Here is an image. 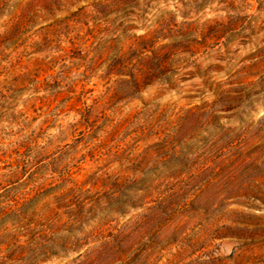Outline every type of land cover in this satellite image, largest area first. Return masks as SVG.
I'll return each mask as SVG.
<instances>
[{
	"label": "rangeland",
	"instance_id": "1",
	"mask_svg": "<svg viewBox=\"0 0 264 264\" xmlns=\"http://www.w3.org/2000/svg\"><path fill=\"white\" fill-rule=\"evenodd\" d=\"M0 264H264V0H0Z\"/></svg>",
	"mask_w": 264,
	"mask_h": 264
}]
</instances>
